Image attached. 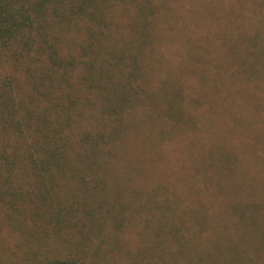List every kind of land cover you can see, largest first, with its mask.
Here are the masks:
<instances>
[{
    "label": "trees",
    "instance_id": "16d2710c",
    "mask_svg": "<svg viewBox=\"0 0 264 264\" xmlns=\"http://www.w3.org/2000/svg\"><path fill=\"white\" fill-rule=\"evenodd\" d=\"M116 3L133 7L136 14L129 28L130 39L123 45H119L114 36L119 27L115 22ZM259 4L258 0V6L264 7V1ZM157 14L156 0H0V58H6L15 66L21 65L27 74V83H31L30 96L46 103L32 109L27 101L16 97L13 77L0 79V231L7 224L13 227L17 222L28 223L33 229L56 228V234L61 236L70 255L68 259L55 257L49 264H78L88 258L86 255L92 248L100 250L94 232L118 217L120 212H116V205L135 204L140 208L141 205H159L150 193L127 187L119 174L117 183L110 185L111 173L106 161L117 145L123 166L131 171L127 180L138 172L139 167L130 169L132 165L128 159L132 144L143 132L142 126L139 128L136 122L132 125L124 117L130 108L132 111L145 101L150 100L151 106H156L154 112H149L150 117L157 112L158 118L166 115L174 121V126L183 130L191 123L182 87H173L172 91L166 89L160 100L153 95V90H145L147 81L143 79L141 89L133 87L147 76L146 67H139V59L144 60L147 49L152 51L156 43L152 30L157 25ZM74 31L83 36L82 44L78 45L80 56L64 54L63 40ZM224 46H227L225 56L217 64L212 80L216 78V83L226 79L228 82L222 85L231 89V97L237 93L245 97L237 86L246 83L248 78L264 80V66L260 67V61L264 60V34L258 28L246 34H234L228 29L224 32ZM130 58L132 64L125 65L128 73L120 71L121 80L117 81L112 68ZM78 65L82 67L77 78L82 88L79 92L73 82ZM208 81L206 77L204 83ZM92 94L100 108L101 123L99 120L97 130L80 131L78 122L84 112L81 103L85 96ZM254 101L258 102V98ZM261 110L256 103L249 115L233 114L236 127H227L229 134L238 129L245 132L248 126L257 130L253 117L259 118ZM225 129L221 135L225 134ZM226 141L209 150L207 155L213 160L207 167L213 162L220 163L222 168L234 166L235 153L222 148L225 144L231 146ZM251 144L248 148L254 152L257 148ZM107 145L110 146L108 151ZM196 168L198 171L205 169ZM19 172L29 181H26L29 191L15 188ZM68 180L73 185L72 190L64 186ZM209 181L212 185L210 178ZM24 184L25 181V188ZM219 192L228 200L227 205L240 204L238 196L229 197ZM260 203L258 197L255 203L243 204L255 210ZM231 214H239V219L245 216L236 208ZM103 231L104 228L101 233ZM33 233L26 230L23 233L26 252L21 264L30 257V264L43 263L46 249L31 253L35 247L32 246ZM43 233L48 238L55 235L51 229ZM180 242L181 255L189 258L188 262L212 264L208 247L203 243L185 238ZM3 243L0 264L11 260L18 250L8 241ZM6 250L11 256L9 259L4 256Z\"/></svg>",
    "mask_w": 264,
    "mask_h": 264
},
{
    "label": "rangeland",
    "instance_id": "374dc122",
    "mask_svg": "<svg viewBox=\"0 0 264 264\" xmlns=\"http://www.w3.org/2000/svg\"><path fill=\"white\" fill-rule=\"evenodd\" d=\"M259 2L261 4V0ZM156 3L157 25L152 30L156 43L152 51L147 49L144 60L139 59V67H146L147 76L141 78L139 85L135 82L133 87L139 90L143 80L147 81L145 90H153L159 100L166 89L172 91L173 87H182L183 101L192 120L183 130L174 126V121L166 115L158 118L157 112L156 116L153 113L150 117L149 112H154L156 107L151 106L150 100L125 113L126 121L132 125L136 122L143 130L132 144L128 159L131 160L130 169L139 167V170L130 181L127 180L131 171L123 166V157L117 151L118 146H114L111 149L113 155L106 159L111 173L108 177L110 185L117 183L119 174L127 187L150 193L159 205H141V208L135 204L116 205V212H120L118 217L94 232L100 250L92 248L86 255L88 258L78 264H192L193 260L188 262L189 258L181 255L182 238L199 241L208 247L212 264H264V80L248 78L246 83L237 86L241 87L245 97L239 93L231 97V89L222 85L228 82L226 79L216 83V78L212 80L217 64L226 53L224 32L229 29L234 34H246L258 28L264 34V7L258 6V0H156ZM114 11L119 26L114 36L117 43L123 45L130 39L129 28L136 14L133 7L121 3H116ZM63 41L65 55L80 56L82 34L74 31ZM130 64L131 58L112 68L117 81L121 80L120 71L128 73L125 65ZM262 66L264 60L260 61ZM81 68V65L76 67L73 81L78 92L82 90L77 79ZM26 75L21 65L15 66L6 58H0V79L14 78L16 97L23 98L32 109L46 105L42 100L32 99V87L27 83ZM206 77L209 81L204 83ZM256 98L258 102L254 101ZM256 103L262 109L260 117H251L258 129L248 126L245 132L238 129L230 135L227 127H236L232 115L240 112L249 115ZM81 106L84 112L78 128L80 131L97 130L102 116L95 95L85 96ZM162 110L163 107L158 111ZM224 128L225 134L221 135ZM214 140L218 146L213 144ZM226 140L231 146L225 144L222 148L235 153L234 166L222 168L220 163L213 162L211 168L207 167L213 160L207 155L209 150L227 143ZM251 140L258 145L251 144ZM250 144L257 148L254 152L248 148ZM196 167L205 169L198 171ZM21 173L15 188L29 191V181ZM64 186L66 190L73 189L69 180ZM219 191L229 197L238 196L236 199L241 200L240 204L227 205L228 200ZM258 197L261 203L255 210L243 204L255 203ZM127 198L126 192V202ZM234 208L245 216L239 219V214L232 215ZM253 221L257 225H253ZM46 229H51L55 235L48 238L43 233ZM25 230L34 232L32 246L35 247L31 253L46 249L42 264H49L55 257L68 259L70 252L61 242V236L56 234V228L33 229L28 223L17 222L13 227L7 224L0 231V249L5 241L13 249L18 247L15 256L4 264L22 263L21 258L26 252ZM4 256L11 258L8 250ZM30 262L31 257L23 264Z\"/></svg>",
    "mask_w": 264,
    "mask_h": 264
}]
</instances>
